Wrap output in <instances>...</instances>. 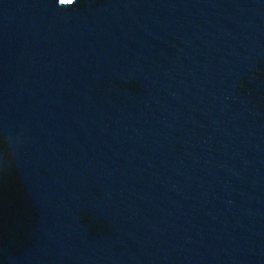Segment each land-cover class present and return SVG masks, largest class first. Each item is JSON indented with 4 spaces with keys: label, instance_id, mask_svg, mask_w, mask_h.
<instances>
[{
    "label": "water",
    "instance_id": "water-1",
    "mask_svg": "<svg viewBox=\"0 0 264 264\" xmlns=\"http://www.w3.org/2000/svg\"><path fill=\"white\" fill-rule=\"evenodd\" d=\"M12 163L0 264H264V0H0Z\"/></svg>",
    "mask_w": 264,
    "mask_h": 264
},
{
    "label": "trees",
    "instance_id": "trees-1",
    "mask_svg": "<svg viewBox=\"0 0 264 264\" xmlns=\"http://www.w3.org/2000/svg\"><path fill=\"white\" fill-rule=\"evenodd\" d=\"M10 187L11 192H15L14 188L19 189L20 194L7 195V189ZM7 196V199H5ZM30 203L28 197L23 192L21 185H14L0 180V238L5 237L9 232L10 226L22 223L30 218Z\"/></svg>",
    "mask_w": 264,
    "mask_h": 264
},
{
    "label": "flooded vegetation",
    "instance_id": "flooded-vegetation-1",
    "mask_svg": "<svg viewBox=\"0 0 264 264\" xmlns=\"http://www.w3.org/2000/svg\"><path fill=\"white\" fill-rule=\"evenodd\" d=\"M0 175H1L0 176L1 180H4L6 182H9V184L10 183L12 184V188L14 185H18V186L21 185L22 186L21 180L19 178V175H18V172L16 170L14 163H12L10 166L3 164V167L0 170ZM14 189H15V192H11L10 187H8L7 192H6L7 195H11V194H17L18 195V194H20L19 189H17V188H14ZM5 199H7V196H5ZM114 207H115V205H111L106 209L104 208V210L100 211L97 214V216H98L97 220H98L100 227L108 225L109 218L114 213ZM13 234H15V232H13Z\"/></svg>",
    "mask_w": 264,
    "mask_h": 264
}]
</instances>
